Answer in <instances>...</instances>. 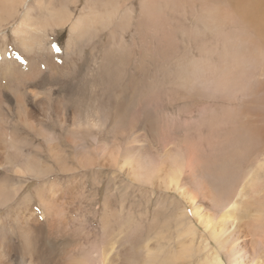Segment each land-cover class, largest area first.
Returning a JSON list of instances; mask_svg holds the SVG:
<instances>
[{
	"label": "rangeland",
	"instance_id": "rangeland-1",
	"mask_svg": "<svg viewBox=\"0 0 264 264\" xmlns=\"http://www.w3.org/2000/svg\"><path fill=\"white\" fill-rule=\"evenodd\" d=\"M42 1L46 4L43 20L50 32L60 29L55 27L57 18L74 16L86 5V0H67V12H64V0ZM94 1L99 4L104 0ZM140 1L118 0L122 12L131 9V31L126 33L125 40L135 45H128V58L122 61L113 79L105 82L91 79L93 74L98 76L107 47L100 43L101 39L97 45L72 47L71 54H66L67 27L54 35L57 42L51 44L59 49L55 51L59 57L51 53L54 47L48 48L51 54L46 53L45 61L57 68V77L61 73L63 77L58 95L61 102L69 104L78 92L76 96L83 99L93 83L98 90L97 99L110 118L106 130L83 137L78 149L65 143L55 124L48 126L55 129L59 148L64 152L61 162L71 172L76 171L73 174L76 176L59 172L57 162L44 148L42 155L37 153L35 157L54 168L53 178L59 177L62 187L70 188L71 182L76 187L66 190V198L61 194L59 197V201H65L64 218L68 227L63 242L57 239L58 230L37 223L43 215L38 201H34L37 221L33 226L32 249L37 252L39 238L45 244V237L49 258L58 256L64 249L75 258L93 252L99 263L106 256L107 264H209L213 256L221 253L222 261L228 264L225 254L217 247L213 227L221 224L229 229L247 252L252 251L251 236L246 233V220H236L232 227L222 223V205H231L251 180L256 179L255 174L261 177L264 186L263 65L233 70V63H222L217 57L206 65L209 56L199 50L194 39L184 40L180 31L181 24L192 26L189 10L181 14L164 12L158 18L161 24L158 29L152 19L150 28H138L144 33L138 37L135 31L141 16ZM207 35V40H211L212 34ZM166 36H171L173 41L168 40L167 44ZM59 43L61 46L57 47ZM185 48L190 49L193 60L205 61L195 79V92L171 95L157 62L162 56L171 58L172 52L181 57ZM47 79L38 89L40 94L59 87L57 80ZM84 101L88 102L89 98ZM245 130L260 135L256 140L247 139ZM35 145L45 146L42 140ZM126 153L134 156V160L144 159L151 167L149 181L131 176ZM211 179L216 181L215 185L209 184ZM33 187L30 193L34 192ZM247 209L238 213L248 214ZM9 218L5 213L0 220ZM200 218L212 222V228L206 225L205 229ZM254 255L257 260L264 259V247Z\"/></svg>",
	"mask_w": 264,
	"mask_h": 264
},
{
	"label": "bare ground",
	"instance_id": "bare-ground-1",
	"mask_svg": "<svg viewBox=\"0 0 264 264\" xmlns=\"http://www.w3.org/2000/svg\"><path fill=\"white\" fill-rule=\"evenodd\" d=\"M66 1H63L64 12H67ZM119 2L104 0L98 4L94 0H86L85 8L80 13L56 19L55 27H59V30L69 28L66 54H71L74 50L72 47L91 46L92 43L97 45L100 39V43L106 44L99 74H93L91 79L99 78L103 82L113 79L114 73L123 65L122 61L126 62L128 58V45H135L133 41L125 40L126 33L131 31V9L126 8L122 12ZM139 4L141 16L135 31L138 37L144 35L138 28H150L152 19L157 22L155 29H158L161 25L158 18L164 12L181 14L189 10L192 26L181 24L180 31L184 40L194 39L199 44V50L209 56L206 65L217 57L222 63H233V70L259 64L264 69V0H141ZM45 5L42 0L33 3L31 0H0V33H5L0 37V217L5 213L10 215L9 219L0 220V264H107L106 256H102L99 263L93 252L84 258H75V255L62 249L58 256L49 258L45 237V244L39 238L37 252L32 249L33 226L37 221L34 201H38L43 215L37 223L43 228L48 224L49 228L52 226V229L58 230L60 234L57 239L63 242L68 227L64 218L65 201H59V197L61 194L66 198V190L76 187L72 182L70 188L62 187L58 183L59 177L53 178L54 168L35 157L37 153L42 155L45 149L44 152L57 162L59 172H71L60 160L64 152L59 148L55 129L50 130L48 126L55 124L64 136L65 143L78 149L83 137L106 130L110 118L97 99L98 90L93 83L89 89L86 88L89 93L83 97L84 100L89 98L88 102L76 96L79 93L77 89L74 90L78 93L73 94L69 104L58 98L63 84L62 73L57 77V68L47 63L45 57L46 53L58 55L56 50L50 49V53L48 48H53L51 44L56 41L54 35H59V30L55 28L49 31V26L43 20L46 18L43 13ZM67 22L70 25L66 26ZM104 33L107 34L105 41ZM207 34H212L211 40H207ZM165 40L168 44V40L173 41V38L166 36ZM184 50L181 57L172 52L171 58L162 56L157 62L162 69V80L171 95L194 93L197 73L202 71L201 64L205 61L193 60L190 49ZM63 69L67 71L66 67ZM47 78L57 80L59 87L40 94L38 89L43 82L48 81ZM120 124L118 122V127ZM244 134L251 140H256L260 135L257 131L248 134L246 130ZM40 140L45 146L35 145ZM125 156L131 167V176L139 181H149L151 167L146 161L140 158V162L134 160V156L128 153ZM166 159L170 160L168 157ZM75 172L72 169L71 175ZM254 177L256 179L251 180V184L231 205H222L223 224L230 227L235 225L236 220L247 221L246 233L251 236L252 251L242 250L233 233L221 224L212 229L217 247L225 254L228 264H264L263 258L257 260L254 255L264 247V186L261 177L256 174ZM209 184L215 185L216 181L211 179ZM32 187L34 192L30 193ZM245 206L253 208L247 209ZM243 208L247 209L248 214L238 213ZM200 221L205 229L206 225L208 229L212 228V222L201 218ZM209 264H225L221 253L213 256Z\"/></svg>",
	"mask_w": 264,
	"mask_h": 264
},
{
	"label": "snow or ice",
	"instance_id": "snow-or-ice-1",
	"mask_svg": "<svg viewBox=\"0 0 264 264\" xmlns=\"http://www.w3.org/2000/svg\"><path fill=\"white\" fill-rule=\"evenodd\" d=\"M53 47H54V50L59 51L58 48H55V46H53ZM17 59H20V57H17Z\"/></svg>",
	"mask_w": 264,
	"mask_h": 264
}]
</instances>
